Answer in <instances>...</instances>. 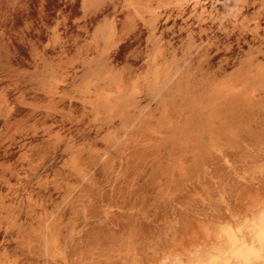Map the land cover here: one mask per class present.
Masks as SVG:
<instances>
[{
    "label": "rangeland",
    "instance_id": "374dc122",
    "mask_svg": "<svg viewBox=\"0 0 264 264\" xmlns=\"http://www.w3.org/2000/svg\"><path fill=\"white\" fill-rule=\"evenodd\" d=\"M0 264H264V0H0Z\"/></svg>",
    "mask_w": 264,
    "mask_h": 264
}]
</instances>
